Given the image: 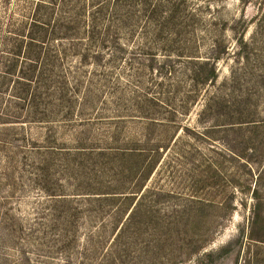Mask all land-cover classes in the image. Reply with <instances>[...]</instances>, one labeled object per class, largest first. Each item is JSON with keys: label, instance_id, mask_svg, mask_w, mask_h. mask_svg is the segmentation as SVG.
<instances>
[{"label": "trees", "instance_id": "trees-1", "mask_svg": "<svg viewBox=\"0 0 264 264\" xmlns=\"http://www.w3.org/2000/svg\"><path fill=\"white\" fill-rule=\"evenodd\" d=\"M88 1L89 9L83 0H25L20 7L16 5L6 15H0V202L3 201L0 206L11 210L6 205L7 199L13 198L16 188H24L22 173L25 171L28 172L25 178L42 191L33 213L37 235L28 237L24 233L22 218L16 212L10 214L11 227L2 222L0 234L6 232L17 243L15 248L20 260L28 264L31 257L25 251L27 244L37 241L42 248L44 243L45 252L50 253L62 243L59 241L76 240L85 218L99 217L100 229L106 226L109 217L113 219L112 229L122 219L112 245L116 250L124 239L127 246L131 244L126 234L138 225V216L150 214L147 196L143 194L141 200H135L134 196L145 186L178 126L182 125L186 132L198 133L194 127L176 122L175 118L183 116L193 105L199 86L215 84L218 77L215 61L228 51L226 47L213 46L205 60L188 56L186 67L192 89L182 92L184 96L178 104L161 99V92L160 97L146 93L144 99L134 100L135 107L123 110L120 96L111 101L107 99L108 93L114 94L119 89L115 72L119 62L123 58L130 64L138 60L135 63L141 67L165 76L173 73L172 56L165 55L159 60L157 48L150 45L132 48L121 42L124 33L118 17H121V8L129 15L134 4L131 0ZM110 1L112 12L106 16L104 9ZM8 2L2 1L5 8ZM238 40L241 47L242 37ZM219 94L204 97L198 121L218 117L227 105L222 96L226 94ZM238 115L221 124L237 123L236 127L241 129L242 122L254 121ZM126 121L140 124L138 137H124L122 124ZM255 125L264 128V119ZM172 128L173 132L168 135ZM247 140L254 150L264 148V136L253 134ZM19 169L23 171L22 182L15 180L11 197L3 198L1 180L12 179ZM222 171L220 162L214 171V184L223 183ZM263 172L264 165L254 186L252 181L244 190L254 198L256 210L261 203ZM81 175L86 182H81ZM104 175L107 180L103 179ZM66 176L70 177L66 180L69 183L78 179L69 191L64 189ZM232 181L230 178L229 182ZM194 185L196 190L191 192L197 194L198 185L203 188L210 183L206 182L205 175H200ZM117 199H120V208L115 211L112 208L115 203L107 204L105 218L104 202ZM30 213L27 211V215Z\"/></svg>", "mask_w": 264, "mask_h": 264}, {"label": "rangeland", "instance_id": "rangeland-1", "mask_svg": "<svg viewBox=\"0 0 264 264\" xmlns=\"http://www.w3.org/2000/svg\"><path fill=\"white\" fill-rule=\"evenodd\" d=\"M2 1L0 15H6L4 13L10 12L14 6L20 7L25 2L9 0L5 8ZM83 1L85 8L89 9V1ZM111 1L104 9L106 16L112 12ZM131 1L134 4L129 15L121 8V17H118L124 33L121 42L132 48L143 45L157 48L159 60L171 55L174 70L169 75L160 76L136 64L138 60L130 64L127 58H123L115 69L119 89L114 94L108 93L107 99L111 101L120 96L121 104H124L121 107L126 110L135 107L134 100L144 99L146 93L160 97L161 92V99L178 104L184 96L182 92L192 89L186 67L188 56L205 60L213 46L226 47L227 54L215 61L218 74L215 84L199 86L196 101L183 116L175 118L176 122L194 127L198 133L186 132L182 125L178 126L145 186L134 196L135 200H141L143 194L147 196L150 214L138 216V225L126 234L131 239L130 249L127 239L116 250L112 245L122 219L112 229L113 219L109 217L106 226L100 229L101 219L96 216L81 221L76 240L59 241L62 243L50 253L45 252L44 243V249L37 241L33 245L27 244L25 251L31 257L30 264H264V172L259 209L256 210L251 194L244 192L246 184L253 181L254 186L264 165V148L254 150L247 140L253 134L264 136L262 124L253 127L264 119V0ZM238 37L243 40L241 47ZM157 80L160 82L158 86ZM215 92L226 94L222 96L227 105L215 119L198 121L204 97ZM238 114L254 121L242 122L241 129L236 127L237 123L221 124ZM212 124L217 125L212 129ZM122 125L125 138L138 137L140 124L126 121ZM31 131L36 132L35 129ZM172 132L173 128L168 135ZM220 162L223 183L214 184V171ZM22 172L16 170L12 179L1 180L4 183L3 198L11 197L15 180L22 182ZM25 173H22L24 188H16L13 198L7 199L6 205L11 210L0 206V226L5 222V226L11 227L9 217L16 212L22 218L24 233L30 237L37 235L38 225L33 213L42 191L25 178ZM200 175H205L210 185L203 188L198 185V193L194 194L191 191L196 190L194 183ZM67 176L63 184L69 191L76 186L78 179L69 183L66 180L70 177ZM83 179L85 177L81 175V182H86ZM103 179L108 177L104 175ZM112 203H115L112 206L115 211L120 208V199L104 202L105 218L107 204ZM27 211L32 213L27 215ZM5 233L0 234V239L5 240H0V264H28L20 260L15 248L17 243Z\"/></svg>", "mask_w": 264, "mask_h": 264}]
</instances>
